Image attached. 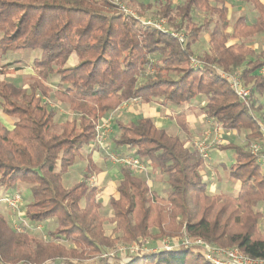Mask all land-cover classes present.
Masks as SVG:
<instances>
[{"label": "trees", "instance_id": "obj_1", "mask_svg": "<svg viewBox=\"0 0 264 264\" xmlns=\"http://www.w3.org/2000/svg\"><path fill=\"white\" fill-rule=\"evenodd\" d=\"M230 1L157 0L151 8L134 0H0V57L39 52L28 87L0 80L1 111L14 119L10 127L0 121V187L27 184L24 219L33 226L55 220L43 241L14 231L0 213V264H210L194 247L141 249L139 240L149 237L151 227L168 239L184 229L192 238L264 259V211L259 209L264 206V168L248 150L263 135L264 49L254 51L245 42L264 35V4L234 0L249 6L256 18L250 24L242 13L229 24L224 17ZM116 2H125L142 18L151 12L164 19L170 30L186 34V42L119 14ZM203 43L207 50L196 55ZM190 57L202 65L190 67ZM216 68L238 74L250 92L246 103ZM51 91V98L68 107L71 119L56 121L58 108L48 103ZM199 97L204 121L242 139V145L217 147L230 152L229 177L239 183L236 196H226L235 203L232 219L222 223V210L211 217L213 198L198 172L204 163L199 154L152 118L140 116L114 122L118 132L110 140L112 149L151 165L169 192L165 198L151 192L145 180L121 166L115 194L108 198L114 228L107 236L104 220L92 210L100 206L95 188L88 185L99 173L92 151L85 154L81 181L67 188L63 175L94 144L97 126L122 103L177 109ZM176 122L184 135L190 134L183 112ZM192 203L199 210H192ZM117 242H138L139 251L126 252V262L102 257Z\"/></svg>", "mask_w": 264, "mask_h": 264}, {"label": "rangeland", "instance_id": "obj_2", "mask_svg": "<svg viewBox=\"0 0 264 264\" xmlns=\"http://www.w3.org/2000/svg\"><path fill=\"white\" fill-rule=\"evenodd\" d=\"M134 2H136L137 4H143L144 6H150L151 8H154L157 4V0H134ZM121 3L134 12V10L130 8L125 2H121ZM227 6L229 12L228 14H226L224 18L229 24H232L235 21L239 13H245L249 19L250 24L254 22L255 16L253 10L250 7H245L240 2L234 0L230 1ZM146 18L153 19L155 17L151 15V12H149ZM227 31L228 29L225 31V33H228ZM245 42L254 51H259L264 47V35L248 38L245 40ZM206 50L207 47L205 43L200 44L196 48L195 54L199 55L201 54V52ZM38 55L39 52L37 51H18L12 54H7L4 57H0V69L5 70L3 74H0V80H6L8 82H12L15 85L28 87V85L32 82L35 75L32 68V62ZM73 63L74 62L71 61L69 64H73ZM7 64H8L7 68L5 69L1 68L2 65H7ZM51 89L52 91L54 90L52 86ZM52 91L49 94L50 97L48 103L50 106H56L58 108V117L56 121L62 122L67 119H71L72 114L68 110V107L65 104L57 103L53 98H51L53 94ZM258 99L260 101H263L261 97L260 98L258 97ZM198 100H201V105H202L204 100L203 98L199 97L187 104H184L182 107H180V110L188 114L189 111H191V109L188 110V107L197 105L196 102ZM1 102L2 101L0 100V121L2 124L7 126V120H10L11 118L7 117L5 114L2 113ZM139 104L141 105L144 103L140 101L125 102L122 103L116 110L111 112L107 116V118L104 119L99 124V126L101 127L98 131L100 138L99 142H94V144H92V146L87 149L92 151L93 160L95 162V165L97 166L96 168L99 171V173L93 174L91 176L94 179L93 184L88 182V185L90 187L95 188L96 190L95 199L97 203L100 204V206L97 208L92 206V210L96 212L99 216H101L102 219L104 220V230L107 236L110 235L111 231L114 228V225L109 222L111 211L108 205V198L111 195L115 194V188L117 182L120 180L119 168L121 167L119 164L112 163L106 157V151L114 152L110 143L111 138L114 137L118 132L116 126L114 125V122L117 120H131V119L135 120L137 117L140 116L150 117L152 119L154 118V120H158L156 119L157 117L153 115V110L155 109V106L153 105L152 106L150 105L149 108L148 106H145L143 109L139 111L140 114L137 115L135 111L139 108L137 107ZM156 112L160 115V117L162 116V114H160V109H158V111L156 110ZM196 118L197 117H195V119ZM190 123L196 126V124H194L193 118H190ZM198 123L203 124V127H201L202 125H200V128L198 129H193V130L191 129L190 134L187 133V135H185L187 139V140L185 139L187 146H191L193 141L197 140L198 138H201L205 134H209L214 128V125L212 123H209L208 121H204L203 117L201 120H199ZM158 126L164 128L169 135L178 136L182 138L183 131L179 127V125H177L175 119L172 120L167 119L163 122L162 125H158ZM196 127H198V125ZM219 132L220 133L217 139L218 143L213 144L209 154L210 156L209 159L206 161V163H203V165L198 168V172L202 176L204 183L207 185L209 196L214 199V200L211 199L212 201L209 202L210 208L212 209L211 217H214V214L218 210H222L220 212L222 214L219 217V219L222 223H224L232 219L231 211H233L234 209L233 205L235 204L232 200L227 199L226 196L235 197L238 191L239 183L229 178V167L232 164L230 152H225V154L222 153V155L224 154L223 156H218L216 155V153H214V151H218L217 147L220 145H224L227 142H232L237 145H242V139L241 136L235 134L234 132H224L222 130H220ZM85 151H86V147L81 151L82 156H84ZM141 164L143 165L145 170L141 173H136V174L146 181L149 190L151 192H154L165 198L169 190L165 185V183L163 182V180L160 178L159 176L160 174H158L159 172L156 169H154L151 165H149L147 162L144 163L141 162ZM85 168H86V162L84 158L77 159L72 165V167L68 169V172L65 175H63L62 177L63 185L68 188L71 187L73 184H75L78 180H81ZM213 168H215L216 171H213L212 170ZM80 174L81 177L79 178L78 176ZM161 177L163 178L162 175ZM14 193H17L21 196L22 201L19 204V210L22 219H24V214H23L24 206L30 201V193L28 190V185L24 183H18L10 189H4L0 187V201L12 197ZM203 204L206 203L203 202ZM192 205H191L192 210L194 211L199 210V206H198L199 204L195 205L194 203H192ZM200 206H202V204H200ZM259 209L263 211L264 206L259 207ZM0 213L2 214L3 218H5L4 220H6L9 226L14 230L13 226L14 224H17L15 219V214L11 210L8 211L2 202H0ZM29 226H33V225L29 223ZM54 226H55V220H49L46 223L38 224L36 227L35 226L30 227L31 228L30 230L26 229V231H24L23 233L31 235L38 240L46 241L48 238L47 232L52 231L54 229ZM159 233H160L159 230L156 229L155 227L149 228L148 230L149 237H145L139 240V242H141L140 248L146 251L149 250L153 251V249L156 250L159 247H162V242L164 240H167L168 237L167 236L163 237ZM183 234H187V232L184 229H181L177 237L178 238L182 237L181 235ZM61 243L65 247H68V244L66 242H60V244ZM137 243L138 242H134L126 245L122 242H117L113 248L107 250L108 253H113L114 256L125 259L124 250H130V247H133L134 244L137 245Z\"/></svg>", "mask_w": 264, "mask_h": 264}, {"label": "built area", "instance_id": "obj_3", "mask_svg": "<svg viewBox=\"0 0 264 264\" xmlns=\"http://www.w3.org/2000/svg\"><path fill=\"white\" fill-rule=\"evenodd\" d=\"M119 14L129 16L135 18L136 20L140 21L142 24L151 26L152 28L162 32L168 33L171 37L175 38L180 44H184L186 42V34L183 32H174L170 30L166 21L162 18H142L137 16L135 12H133L128 7L124 6L122 3L116 2ZM189 64L192 68H199L202 63L197 60L195 57L189 58ZM220 77L227 81L229 88L236 94L237 98L246 103L247 98L249 97V89L242 85V82L237 73H228L223 72L216 68ZM212 123L211 121H208ZM104 124V123H103ZM213 124V123H212ZM213 130L209 134H205L201 138L193 141L191 147L199 154L201 159L204 163L209 159V154L213 144L218 143V135L220 129L215 125ZM101 127L97 126V135L95 137L94 142H99V134L98 131ZM262 130V140L258 143H253L249 146L248 150L252 153V155L258 156V162L264 168V128ZM106 157L112 163L119 164L120 166L128 167L134 173H141L145 170L141 161L131 158V157H122L114 152H107ZM143 163V162H142ZM88 182L93 184L94 179L93 177L88 179ZM22 199L21 196L17 193H14L12 197L6 198L0 202H2L8 210H11L15 214L16 223L14 224L13 228L14 231L18 233H23L26 229L30 230L32 226H29L27 220L22 219L19 210V204L21 203ZM36 227V226H35ZM182 237H177L175 239H168L162 242V247H159L155 251H169L172 249H176L178 247H182L183 249L189 248H196L199 250L200 254L202 255L203 259L210 264H264V259H253L249 258L248 256L244 255L241 250L237 247L232 249L229 248H221L211 244L204 242L199 238H192L188 234L181 235ZM135 246V247H134ZM134 248L130 247V250H124V254H137L139 248L137 245L134 244ZM110 256L113 257V253H106L103 254L102 257ZM125 258V255H124ZM123 262H126L127 259L120 258Z\"/></svg>", "mask_w": 264, "mask_h": 264}, {"label": "crops", "instance_id": "obj_4", "mask_svg": "<svg viewBox=\"0 0 264 264\" xmlns=\"http://www.w3.org/2000/svg\"><path fill=\"white\" fill-rule=\"evenodd\" d=\"M260 2L261 3H263L264 4V1L263 0H260ZM244 5V4H243ZM245 7H249V6H246V5H244ZM228 12H229V10H228ZM254 13V12H253ZM239 14H242V13H239ZM238 14V15H239ZM254 16H255V13H254ZM256 18V17H255ZM255 21V20H254ZM229 30L230 29H228V31L227 32H229ZM262 49H264V47L262 48ZM74 63H75V60H72ZM73 63V64H74ZM196 104L197 105H194V106H192V107H188V110H190L191 109V111H189V113L188 114H186L185 112H183L182 110H180V108H174V107H169V108H166V107H162V106H160L159 104H150L151 106L153 105V106H155V109L153 110V115H155V117H157L156 119H158V120H154V118H153V120L155 121V124L157 123L158 125H162L163 124V122L165 121V120H167V119H170V120H172V119H175L176 120V115L179 113V112H183L184 114H185V121H186V123L188 124V126H189V129L191 130H193V129H198V128H200V125H202L201 127H203V124H199L198 122H199V120H201L202 119V115H201V113H200V107L202 106L201 105V100H198L197 102H196ZM142 105V106H141ZM139 104L137 107H139L136 111H135V113L138 115V114H140V110L141 109H143L145 106H148V108H149V104L148 105H145V104ZM182 107V106H181ZM147 109V108H146ZM158 109H160V114H162V116L160 117V115L156 112V110L158 111ZM148 110V109H147ZM194 114V115H193ZM195 117H197L196 119H195ZM190 118H193L194 119V124H196V126L198 125V127H196V126H194V125H192L191 123H190ZM13 123H14V119H10V120H7V126L8 127H10V126H12L13 125ZM156 124V125H157ZM157 125V126H158ZM159 127V126H158ZM161 128V127H160ZM162 129H164V128H162ZM167 132V131H166ZM181 139H183V140H185L186 139V136L184 135V133L182 132V138ZM187 140V139H186ZM88 148H86V151L84 152L85 154H86V152H89L90 150H87ZM214 153H216V155H218V156H223L224 154H225V152H220V151H214ZM222 153H224L223 155H222ZM85 154H84V156L82 157V158H84V160H85V162H86V159H85ZM81 158V159H82ZM92 159H93V157H92ZM93 162H94V160H93ZM86 164H87V162H86ZM94 164H95V162H94ZM96 166V165H95ZM97 167V166H96ZM213 171H216V169L215 168H213L212 169ZM84 172V171H83ZM82 174V173H81ZM81 174L78 176L79 178L81 177ZM158 174H160V173H158ZM160 176V178L163 180V182H164V179L161 177V174L159 175ZM230 178V177H229ZM81 179H82V177H81ZM153 179V178H152ZM79 181H81V180H78L76 183H78ZM238 188H239V184H238ZM238 192V191H237ZM237 194V193H236ZM8 210V209H7ZM9 211V210H8ZM263 211H264V209H263ZM263 225V226H262ZM261 225V230L262 231H264V224H262Z\"/></svg>", "mask_w": 264, "mask_h": 264}]
</instances>
